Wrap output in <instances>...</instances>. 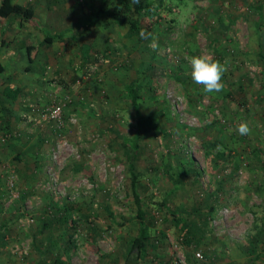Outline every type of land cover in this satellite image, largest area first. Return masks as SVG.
Segmentation results:
<instances>
[{"label":"rangeland","instance_id":"rangeland-1","mask_svg":"<svg viewBox=\"0 0 264 264\" xmlns=\"http://www.w3.org/2000/svg\"><path fill=\"white\" fill-rule=\"evenodd\" d=\"M165 1L171 9L160 8L163 25L143 40L140 51H117L118 58L107 68L99 66L97 74L66 86L53 84L51 97L67 96L71 103L64 106L58 133L49 126L28 128L25 162H13L26 168V180L15 183L22 197L4 198L8 173L0 165V225H6L1 263L35 261L33 238L41 245L50 242V252L68 264L122 263L126 242L136 233L122 154V137L130 138L135 127L121 87L132 79L151 80V89L144 84L139 89L140 113L151 126L138 140L133 164L157 243L141 263L235 264L245 235L264 227V57L255 54L258 49L264 55V44L249 42L255 17L264 35V0ZM10 24L0 18L3 42L14 28ZM153 40L155 50L149 46ZM193 55L227 61L222 92L206 94L193 83L188 63ZM242 121L249 124V135L235 131ZM210 141L215 145L204 148ZM222 151L231 156L222 160ZM167 160L174 167L183 163V169L192 165L199 174L184 176L174 189L176 171L164 172ZM163 198L171 208L208 211L199 243L183 244L159 204ZM186 254L192 262H186Z\"/></svg>","mask_w":264,"mask_h":264},{"label":"crops","instance_id":"crops-1","mask_svg":"<svg viewBox=\"0 0 264 264\" xmlns=\"http://www.w3.org/2000/svg\"><path fill=\"white\" fill-rule=\"evenodd\" d=\"M11 1L30 7L33 11L31 18L26 21L1 18L3 22L11 21L10 27L14 28L10 30L11 34H6L5 42L2 38L0 39V65L2 67L0 72V131L13 129L12 132L22 134L18 136L19 138H8L7 144L4 145L0 140V163L2 160L4 162L0 165L4 168V172L14 174L20 168L13 162L19 160L24 164L26 158L24 153L27 143L23 142L24 133H27L29 128L26 118L38 103L42 107L48 102L51 98L50 92L53 84L66 86L69 82L78 83L80 78L85 79L90 76L88 74L90 67H93L91 71L94 72L93 74H97L95 70L99 66L107 68L105 64L110 61L102 57L95 58L102 55L100 52L103 50L107 53L114 51L110 54V58L114 56V59H117V51L130 53L128 48L131 50L136 48L135 51H140L144 42L135 41L128 36L127 28L123 25H116L109 19L106 20L108 23H104L103 17H97L84 30L76 27L78 18L89 12L90 5L100 3L102 0ZM252 27L253 33H251L249 42L253 46L260 42L262 46L264 44L263 32L258 30L254 24ZM44 34L53 36L46 45L42 44ZM124 48L125 52H123ZM27 49L36 50L32 61L26 59ZM257 50L255 54L258 58L259 51ZM82 66L85 67L83 73L81 72ZM51 77H56L59 81L49 82L46 79ZM5 85H8L12 91L18 90L13 99L2 95L1 91ZM56 88L55 86L54 89ZM261 238H264V227H256V231L245 235L241 241L245 245L240 251L242 257L235 264H253L257 260L259 264H264V241L258 242Z\"/></svg>","mask_w":264,"mask_h":264},{"label":"trees","instance_id":"trees-1","mask_svg":"<svg viewBox=\"0 0 264 264\" xmlns=\"http://www.w3.org/2000/svg\"><path fill=\"white\" fill-rule=\"evenodd\" d=\"M160 8H164L165 10L169 11L171 9L170 5L167 4L165 0H139V3H133V0H102L100 3H93L90 5V10L87 14H83L77 20L76 27L82 28L84 30L87 26H90L97 17H103L104 23L115 22L116 25H123L127 28L128 36H130L135 41H143L145 39L141 38V33L144 32L146 34H151L149 38L154 35V30L159 27H162L161 17L159 14ZM32 9L27 6L20 5L18 3H14L11 0H0V18L14 20L18 19L21 21L29 20L32 16ZM254 26L259 28V21L255 17ZM53 36L44 34L42 38V44H48ZM260 42L258 43V47ZM103 52H105L103 54ZM100 52L102 55L96 56L95 58L102 57L108 61L114 60V57L110 58V54L114 51L111 50L110 53H107L103 50ZM36 53V50H26V59L28 61H32ZM258 55H260V60L263 59L264 55L261 51H259ZM94 58V59H95ZM84 66V65H83ZM82 66V67H83ZM84 68L81 69V72H84ZM2 71V67L0 65V72ZM49 82L54 81L57 82L59 79L56 77H51ZM61 82V81H60ZM62 83V82H61ZM58 82V84H61ZM151 80H146L144 83L137 82L136 79H132L129 82L122 83V100L129 103L133 108V120H134V133L130 138L122 137V154L124 155L125 159L127 160V170L129 173V200L132 206V212L129 213L131 216L132 221L136 225V233L127 240L126 248L123 253V261L121 264H142L141 262L146 258L148 249L154 248L157 241L155 239L154 230L152 229V221L149 219L150 215L146 212L144 207V202L142 201L138 191H137V182L139 175L136 171V168L133 164V160L135 157L136 152L138 151V140L142 138L147 131L149 130L151 124L148 118L140 113L139 108V100H140V85L144 84L145 86L148 85L149 88ZM64 85V84H62ZM142 86V85H141ZM151 89V88H150ZM2 95L7 96L9 99H13L15 95L18 93V90L12 91V89L5 85L1 91ZM61 98V97H60ZM150 98L153 99L154 95L151 94ZM59 99V98H57ZM192 101V100H191ZM49 103V100L45 105ZM70 100L65 103L66 106L70 104ZM44 105V106H45ZM64 105V106H65ZM36 111H41L43 107H39L38 105L34 107ZM62 126L64 124V108L62 112ZM28 123V122H27ZM31 122L28 123V127L30 128ZM49 126L51 132L58 133L61 130L56 129L51 122L43 124L42 126H31L35 127L34 129L42 128ZM2 129V128H1ZM4 130V129H3ZM13 130V129H12ZM12 130L7 131H0V135L5 133L8 134V137L4 138L1 143L2 145L7 144L8 138H19L18 136L22 133L16 134V132H12ZM31 132V131H30ZM117 134V133H116ZM31 133L28 132L24 133L25 139L31 137ZM6 141V142H5ZM41 142V141H40ZM215 145V141H210L204 143L203 147H212ZM222 151L219 156L222 160L231 155ZM25 155V154H24ZM168 157H170L168 155ZM19 157H17L18 159ZM21 159V158H19ZM12 160H14L12 158ZM19 161V160H18ZM164 166V165H163ZM166 168L164 172H175V175L172 177V183L174 184V189L176 185L181 183V178L186 175L193 174L194 178L199 174L192 165L189 168L183 169V163H179L175 167L170 164L167 160L165 163ZM7 176V174H6ZM14 176V189H16V181L18 180V184L22 183L27 178L26 168L19 169L15 171L13 174ZM33 177V174H30ZM5 188V183H4ZM6 191V189H5ZM2 193H0V196ZM4 198L7 199L9 194L4 192ZM18 191H17V198ZM22 197V195L20 194ZM19 196V197H20ZM1 198V197H0ZM13 198V199H15ZM169 214L172 224L175 226L177 230H179V234L181 236V240L185 246H190L191 244H197L199 238H201L202 233L204 232L202 229L205 228L207 223V219L209 216L208 211L204 209L198 208H191L188 210H182L179 208H171L169 204L166 202V198H163L162 201L159 203ZM184 211V212H183ZM105 212L108 213L109 216L112 215V212L109 208L105 209ZM179 213H185L186 217L179 216ZM84 215V214H83ZM196 217V220L193 219ZM152 218V217H151ZM70 224H73L75 221L73 219H67ZM6 228L5 223L3 222L0 225V248L4 244V232L3 229ZM68 239L71 238V233L67 236ZM42 241L40 239L33 238L32 240V247L38 252V257L30 264H68L64 262L59 256L50 252L49 244L41 245ZM199 243V242H198ZM51 246V245H50ZM193 256V255H192ZM195 258V257H192ZM186 262L190 263L191 257L189 254H186ZM0 264H3L0 262ZM170 264V263H168Z\"/></svg>","mask_w":264,"mask_h":264},{"label":"clouds","instance_id":"clouds-1","mask_svg":"<svg viewBox=\"0 0 264 264\" xmlns=\"http://www.w3.org/2000/svg\"><path fill=\"white\" fill-rule=\"evenodd\" d=\"M133 3H139V0H133ZM150 35L142 32L141 38L147 40ZM149 46L155 50L158 44L153 40ZM188 63L193 83L201 86L204 93H220L224 90L223 77L227 71V61L221 63L211 55H193ZM235 131L241 136H246L250 134L251 128L246 121H242L238 123Z\"/></svg>","mask_w":264,"mask_h":264},{"label":"built area","instance_id":"built-area-1","mask_svg":"<svg viewBox=\"0 0 264 264\" xmlns=\"http://www.w3.org/2000/svg\"><path fill=\"white\" fill-rule=\"evenodd\" d=\"M91 71H93V67L88 69V74ZM66 102H68L67 96H63L59 99L51 97L49 103L45 105L41 111H36L35 108H32L31 114L26 118V121L28 123L31 122V126H42L43 124L51 122L56 129H59L63 123L62 112ZM6 137H8L7 133L1 135L0 140L2 141ZM4 183L9 198H15L17 196V190L14 189V176L12 172H8L7 176H5ZM194 256L197 259L201 258L198 252H195ZM182 262L183 261H181V263Z\"/></svg>","mask_w":264,"mask_h":264}]
</instances>
